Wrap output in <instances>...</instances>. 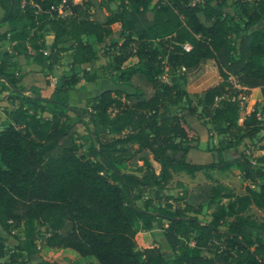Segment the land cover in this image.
<instances>
[{
    "label": "trees",
    "instance_id": "trees-1",
    "mask_svg": "<svg viewBox=\"0 0 264 264\" xmlns=\"http://www.w3.org/2000/svg\"><path fill=\"white\" fill-rule=\"evenodd\" d=\"M229 1L0 0V27L9 26L0 33V41L9 43L0 55V91L18 82L10 72L17 56L51 70L68 53L72 70L47 97L15 89L11 101L18 105L4 110L0 229L22 228L23 235L18 253L0 237V264L35 253L42 227L47 247L68 248L98 264H264V222L250 214L253 207L264 211V154L253 163L242 153L226 160L218 149L217 163H191L186 157L198 133L180 113L186 108L206 118L216 133L227 135L225 149L264 131L257 117L264 103V0H233V13ZM60 7L69 15H59ZM43 31L53 34L48 52ZM114 34L121 41L111 39L110 58L99 69L123 86L102 87L85 105L72 103L74 68L96 61L94 44ZM165 68L181 70V82L162 81ZM81 72L86 83L101 77ZM228 75L250 95L241 124L239 91ZM134 77L142 84H133ZM86 125V133H78ZM261 141L264 151V135ZM232 166L253 187L235 194L217 182L201 191L204 200L196 205L186 201L187 192L165 195L175 173ZM181 201L183 206L173 204ZM203 203L205 219L188 215ZM137 222L147 230L162 228L169 254L154 245L138 249Z\"/></svg>",
    "mask_w": 264,
    "mask_h": 264
},
{
    "label": "rangeland",
    "instance_id": "rangeland-1",
    "mask_svg": "<svg viewBox=\"0 0 264 264\" xmlns=\"http://www.w3.org/2000/svg\"><path fill=\"white\" fill-rule=\"evenodd\" d=\"M73 3H79L80 0H72ZM191 2H202V0H191ZM117 4L115 2L111 3L112 9H116ZM227 11L233 13L235 11V6L233 0L228 2ZM58 13L60 14L59 10ZM63 13V11L61 12ZM69 13V12H68ZM4 15V10L0 7V19ZM264 22V21H263ZM9 29L8 24H4L0 27V33L7 31ZM43 40L46 43V52H48V46L50 45L53 34L49 31H43ZM89 41L92 42V37H87ZM111 39H119L117 34H114L106 39L102 44H94L97 50L98 59L90 64H84L80 67L74 68L75 72H78V82L74 84L72 90L71 102L79 106L85 105L86 98L88 96H94L97 94L102 87H116L117 85H122L120 80L114 79V75L108 69L100 72V66L105 65L109 60V55L111 49L108 50V46L111 43ZM121 39H119V42ZM9 49V43L5 41H0V55L2 51ZM14 66H12L10 72L14 74L17 79V83L12 87H7L5 90L0 91V129L6 121V116L4 114L5 109H11L18 105L19 100L11 101V97H15L14 92L17 88L24 89V95L29 96L33 94H39L42 97H47L55 86H58L61 82L62 77H69L70 71V58L68 53H64L59 59L58 63L53 69L47 70L42 69L39 66L31 62L30 59L24 58L23 56H17L13 58ZM82 69H87L90 72L99 71L101 77L97 79L96 83H86L82 78ZM181 71V70H180ZM180 71L168 70L165 68L160 78L164 82H170L171 80H179ZM181 82V81H180ZM132 83L135 85H141V80L137 77L132 79ZM245 91V89H244ZM249 94L240 92L236 96V100L239 104V119L238 124L242 123L245 113L250 110L249 106ZM196 101H194L195 103ZM200 107H198V111ZM180 113L190 122L191 126L197 131L198 136L192 141V148L187 154V160L195 164H206L214 163L218 161L219 154L218 149H222V157L228 160L237 154L242 153L253 163L256 161L257 157L264 154V151L259 149L262 145V137L264 131L260 132L253 140L244 139L240 144L236 145L235 148L225 149L223 148L228 141L227 135L218 134L213 129L211 124L207 122L206 118H199L196 114H190L186 108H182ZM261 116L264 122V103L258 109L257 114ZM39 115L49 116L47 111H38ZM73 120H76L73 112H70ZM89 126H80L77 131L80 134L86 133ZM221 183L228 187L235 194H242L245 191L246 186L250 185V182L244 180L241 176L240 170L236 166L230 167L228 170L221 171L219 168H208L197 171L194 176H190L184 172L173 174L172 179L167 185V190H165V195H181L182 192H187L186 201L194 202L196 205L201 199L204 200L202 195L203 189H207L212 184ZM253 187V186H252ZM152 197V196H151ZM153 199V198H152ZM155 202V200H153ZM173 203V202H172ZM183 201L174 205H182ZM206 206L203 203L198 213H188V215H195L198 219L203 220L206 218ZM252 217L257 221L264 222V211L256 208H252L250 211ZM136 232L137 248L141 249L143 245H154L157 246L164 253L169 254L170 246L166 241L162 228L155 227L151 230L142 228L140 222L133 225ZM44 227L36 233L35 245L36 252L31 256H27L24 252L19 257L15 264H37L42 260L55 261L62 264H98L96 259L91 256L82 257L79 256L75 251L68 248H49L45 245ZM22 228H19L10 233L2 231L0 229V237L4 244L8 247L9 252L17 251V246L22 243ZM192 245V242H190ZM210 255V254H208ZM6 262V258L1 260Z\"/></svg>",
    "mask_w": 264,
    "mask_h": 264
},
{
    "label": "built area",
    "instance_id": "built-area-1",
    "mask_svg": "<svg viewBox=\"0 0 264 264\" xmlns=\"http://www.w3.org/2000/svg\"><path fill=\"white\" fill-rule=\"evenodd\" d=\"M156 1H157V0H152L153 3H155ZM58 10H59V12H60L59 15H61V16H67V15H69V13H68L67 11H63V10H61V7L58 8ZM62 11H63V13H61ZM182 48H183L185 51H188V50L191 48V46H190L188 43H185V44L182 45ZM227 81H228V84L230 85V87H231L232 89H234L235 91H239V93H240V92H244L245 94H247V93H246V90L244 91L245 88H242V87L240 86V84H239L238 79H237L236 76L228 75ZM257 117H258V119H261V116L259 115V113L257 114Z\"/></svg>",
    "mask_w": 264,
    "mask_h": 264
},
{
    "label": "crops",
    "instance_id": "crops-1",
    "mask_svg": "<svg viewBox=\"0 0 264 264\" xmlns=\"http://www.w3.org/2000/svg\"><path fill=\"white\" fill-rule=\"evenodd\" d=\"M49 71V70H48Z\"/></svg>",
    "mask_w": 264,
    "mask_h": 264
}]
</instances>
